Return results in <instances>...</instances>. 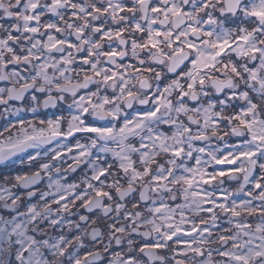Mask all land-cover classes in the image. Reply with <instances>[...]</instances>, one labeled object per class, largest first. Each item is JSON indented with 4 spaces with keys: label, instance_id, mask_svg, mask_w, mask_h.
Masks as SVG:
<instances>
[{
    "label": "snow or ice",
    "instance_id": "snow-or-ice-1",
    "mask_svg": "<svg viewBox=\"0 0 264 264\" xmlns=\"http://www.w3.org/2000/svg\"><path fill=\"white\" fill-rule=\"evenodd\" d=\"M0 21V264H264V0H0Z\"/></svg>",
    "mask_w": 264,
    "mask_h": 264
},
{
    "label": "flooded vegetation",
    "instance_id": "flooded-vegetation-1",
    "mask_svg": "<svg viewBox=\"0 0 264 264\" xmlns=\"http://www.w3.org/2000/svg\"><path fill=\"white\" fill-rule=\"evenodd\" d=\"M0 22H4V21H0ZM126 63L127 62H131V63H133V64H135L136 63V61L135 60H132V59H129V60H126L125 61ZM171 78H173L172 77V75L171 74H169L167 77H165L164 78V81L163 82H166V80H168V79H171ZM0 86H3V82H0ZM81 94H83V93H81ZM27 95V94H26ZM43 98H44V96L43 95H40V99L41 100H43ZM16 106H22V102H20V101H14L13 102ZM23 105L24 106H30V105H28L27 104V101H24L23 102ZM0 111H3V106H0ZM38 113L40 114V116L41 117H43V116H45V115H48V114H51V113H58V109H52V108H49V109H44V108H39L38 109ZM23 116H24V118H26V119H31L32 118V114L31 113H28V112H25L24 114H23ZM9 121H11L12 123H15V120H14V118L10 115V114H5L4 116H0V132H2L3 131V125L5 124V123H7V122H9ZM162 130H164V131H168V126H162ZM55 143H53L52 145H50L49 147H52V148H55ZM73 153H76V150L75 149H73ZM67 154H65V156H64V160L63 161H60L59 163H65L67 160H65V158L67 157L66 156ZM83 168L82 169H84L85 168V166H82ZM85 169H87V165H86V168ZM90 174H91V171H90ZM46 183H47V180L45 179V181L44 182H42L38 187H40L42 184L43 185H46ZM63 183V182H62ZM65 183H68V182H65ZM75 183H77V184H80L83 188L85 187V185H83L82 183H81V181L80 180H78V181H76ZM82 189H80V191H81ZM14 192H16V190L14 189ZM37 199V198H36ZM33 201V200H32ZM55 207V206H54ZM83 212H80L79 214H83V215H89L90 216V218H94V213H88L86 210H82ZM71 219H73V220H78V215H72L71 217H70ZM225 226H227V225H225ZM57 231H60V229H59V227H57V229H56ZM140 238L139 237H137V240H139ZM114 251H120L121 250V248H120V246H115L114 247V249H113ZM113 250H110V252L103 258V264H107V261H108V259L110 258V256H111V251H113ZM141 259H143L144 261H145V264H147V258L146 257H141Z\"/></svg>",
    "mask_w": 264,
    "mask_h": 264
},
{
    "label": "rangeland",
    "instance_id": "rangeland-1",
    "mask_svg": "<svg viewBox=\"0 0 264 264\" xmlns=\"http://www.w3.org/2000/svg\"><path fill=\"white\" fill-rule=\"evenodd\" d=\"M56 147V146H55ZM76 153H73L72 152V155H75ZM67 157L65 158V160H67L65 163H59V166H61L62 167V169H66L67 168V166H68V164H71L72 163V161L70 160V159H68V155H66ZM82 166H85V168H86V164L85 165H81L79 168H77V170L75 171V172H62L60 175L63 177V179H62V182L63 183H65V182H68V183H73V182H76V181H78V180H80L81 181V177L84 175V174H87L88 176H91V174H90V170H87V169H82L83 167ZM232 187H235L236 185H235V183L233 182L232 183V185H231ZM40 189H42V190H46V185H41L40 187H39ZM80 189H83V187L80 185V188H78L77 189V192H79L80 191ZM13 192H14V189H13ZM37 200H38V197H37V199H34L33 201H31V202H33V203H35V202H37ZM10 202V201H9ZM81 202L80 201H77V205H76V207L75 208H73V212H78V213H80V212H83L82 210L83 209H81V208H79V204H80ZM21 211H24L25 209L23 208V207H21V209H20ZM0 214H4L2 211H0Z\"/></svg>",
    "mask_w": 264,
    "mask_h": 264
}]
</instances>
